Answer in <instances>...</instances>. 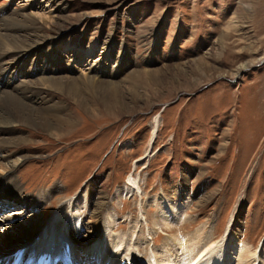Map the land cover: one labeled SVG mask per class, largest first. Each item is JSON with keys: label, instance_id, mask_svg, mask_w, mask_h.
I'll return each mask as SVG.
<instances>
[{"label": "rangeland", "instance_id": "374dc122", "mask_svg": "<svg viewBox=\"0 0 264 264\" xmlns=\"http://www.w3.org/2000/svg\"><path fill=\"white\" fill-rule=\"evenodd\" d=\"M32 11L40 12L36 23L47 40V52L56 55L58 45L68 48L61 58L69 73H56L63 91H49L43 99L55 102L53 112L59 118L71 115L77 124L61 140L41 126L16 128L8 137L29 142L10 148L9 158H28L0 177L15 172L18 187L29 198L62 187L36 213L45 227L55 223L70 242L67 225L79 220L84 226L72 231L71 240L87 236L91 227L102 235V227L116 215L114 221L122 226L113 235L130 240L137 231L139 236L132 237L133 245H124L131 248V264H153L150 252L159 254L165 239L175 236L159 232L153 245L158 211L154 199L166 193L177 201L182 193L191 203L184 236L197 239V244L199 237L213 233L220 242L234 230L241 244L251 246L261 258L264 0H35ZM93 44L98 51L91 60L101 58L114 65L113 71L122 63L124 71L105 74L96 82L87 78L88 63H78L83 55L71 49L84 51ZM244 64L251 65L239 71ZM40 74L32 80L42 78ZM58 104L63 111L56 110ZM7 105L17 111L16 105ZM52 122L49 129L55 132L56 120ZM132 174L140 179L142 194L123 198L120 205L113 196ZM4 189L0 186V195ZM85 196L89 205L84 210L77 207L83 218L75 210L74 218L63 222L64 207ZM99 196L98 207L92 202ZM11 203L18 207L7 205ZM7 204L0 207V220L9 212L25 210L16 201ZM104 239L98 257L113 247ZM28 246L30 254L34 245ZM123 251L112 250L105 264H115ZM162 254L163 264H172L166 251ZM84 261L85 257L79 260ZM236 262L237 258L230 264ZM257 264H264V259Z\"/></svg>", "mask_w": 264, "mask_h": 264}, {"label": "bare ground", "instance_id": "6f19581e", "mask_svg": "<svg viewBox=\"0 0 264 264\" xmlns=\"http://www.w3.org/2000/svg\"><path fill=\"white\" fill-rule=\"evenodd\" d=\"M18 1H25V3L22 4ZM18 1L15 3L16 0H0V159L4 158L3 161H5V163L0 162V175L17 168L21 161L28 158L27 156L22 158H9L12 154L9 153L10 148H15L29 142L22 138L12 139L8 137V134L17 130L16 128L19 126H41V128L44 127L48 132H51L52 137L61 140L63 137L67 136V134H70L77 124V122L70 117L71 115H69V117L66 116L65 119L59 118L61 116H57V113L53 112L56 105L54 107H52V105L55 104V102L44 101L43 99L49 91H63L61 83L57 81V79L61 80V78H57L56 73L59 75H66V73H69L68 69L62 66L61 58L62 55L68 52V48L62 46L59 49L60 45H58V52L56 55L49 51L47 52L45 47L47 40L44 35L40 33V27L36 23L40 12L32 11L35 0ZM7 7L11 8L12 11L10 12L8 9L5 10ZM37 8L38 7H36V9ZM27 11L30 12L28 13ZM110 48L112 47L110 46ZM71 50L83 55L78 63H88V72L86 76L87 78H93L94 82L97 81L96 78H100L105 74L114 76L125 69V65H122V63L119 64L117 72L112 69L114 65L110 67L108 62L102 61L101 58L91 60L93 56H96V51H98L96 44H93L84 51H79L78 48H73ZM110 54V56H112L111 50ZM106 55V57L109 58L107 53ZM115 63H117V61H115ZM250 65L251 64H244L240 66L239 71L246 69ZM63 70H65V72H62ZM39 71L41 72L40 76H42V78L40 77L39 79L32 80V78H35V75L39 76ZM48 72H51V75L48 76ZM20 78L26 79L18 84L17 82ZM103 80H100V84L106 81ZM11 103L14 106L16 105V110L18 112L11 111L12 109L9 108L10 105H7ZM16 107H13V109ZM56 110L61 112L64 110V107L59 105ZM52 119L56 120L55 128L58 131L62 130L63 134H59L57 130L53 132L49 129V125H54ZM14 174L15 172L6 178L0 177V186H5L4 193L0 195V207L4 209L7 203L16 201V203H19V206H23L25 210L21 211L19 214H11V212H9L5 215L4 219L0 220V264H13L11 256L16 255L15 252L22 247H27L28 249V245H34L33 249H31L33 251H31L29 256H25L22 262L20 260L23 254H20L17 264H37L39 259L44 256L47 257L48 264H56L58 261H63V264H81L79 260L82 257H85L83 264H94L92 260L95 258H100V260L97 261L98 264H105L109 257H111L112 250L119 251L122 248L124 249L123 254L119 260L115 261V264H131V248L129 246L128 248L130 249H126L124 245L126 246L128 241L132 243L134 240L132 237L138 239L139 236L137 235V231H134V236L130 237V240H128V238L125 239V235H113L112 232L122 226L114 221L118 219L116 215H114L109 217L107 225L105 224V226L102 227V235L96 231V227H91L87 236H77V238L71 240L72 231L76 233L80 229L83 230L84 227L83 224L79 226V220H76L71 227L67 225L65 228V230L70 233L68 238L70 242H68L64 239L63 233L56 228L55 223L51 224L49 227H45L46 224H43L42 219L36 214L38 213L39 207L50 199L49 197L51 194L53 192H58L62 187L56 185V187H52L48 191H41L35 198H29L30 196L22 194V189L18 187V179ZM140 187V179L135 177L134 174L130 175L127 183L124 186L118 187L116 190L113 201H118L120 204L123 198H135L142 194V189ZM181 187L182 186H180V189ZM180 189L177 194H180ZM179 197L180 199L176 201L169 194L162 193L154 199V204L158 206V211L153 222L154 227L152 232H154L155 235L152 236L153 245H157L156 241L159 232L164 234L169 233L167 236L172 234L175 236L165 239V242L161 246L164 250H160L161 252L159 254H157L158 251L150 252L153 264L164 263L162 259H160L164 251H166L169 257L168 259L171 260L172 264H230L235 258L238 259L236 264H257L258 260L261 258L264 259V255H261V258L257 257V252L251 251V246L250 248L244 247L240 242V234L234 232V230H229L227 237L220 242L214 239L213 233L210 234L212 235L211 237L210 235L205 238L199 237L197 244H195L197 239L189 235L184 236L188 230V225H184V223L190 218L188 210L191 203L188 194L181 193ZM101 199L102 197L99 196L97 201L92 202L93 205L95 203L98 204L99 207L101 203L98 201ZM80 201L81 198L70 202L69 206L64 207L63 222L69 219L71 221L72 218H74L73 212H75V210L77 211L78 208H83L84 210V208L89 205L90 198L88 197L87 200L85 196L82 202ZM7 205L18 207L12 203ZM83 210L77 211V215L81 219L84 214ZM115 212L118 213V210L116 209ZM24 213L33 216L27 218ZM53 220H55V218ZM55 221H57V219ZM173 230H176V233H172ZM103 235L105 239L107 238L113 242V247L112 249L106 248L108 252H104L98 257L96 252L98 251V246L102 245L101 241L104 239ZM112 238L114 240H112ZM170 239L171 243H169ZM131 245H133V243ZM190 254L192 255L190 256ZM150 263L151 261H149V264Z\"/></svg>", "mask_w": 264, "mask_h": 264}]
</instances>
